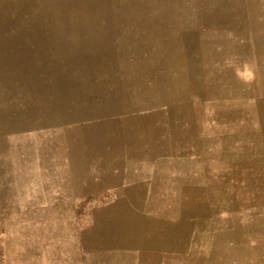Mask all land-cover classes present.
Returning <instances> with one entry per match:
<instances>
[{
  "label": "rangeland",
  "instance_id": "1",
  "mask_svg": "<svg viewBox=\"0 0 264 264\" xmlns=\"http://www.w3.org/2000/svg\"><path fill=\"white\" fill-rule=\"evenodd\" d=\"M104 144L205 163L206 199L143 200L144 223L184 206L208 264L235 241L264 264V0H0V264L93 254L86 200L62 196Z\"/></svg>",
  "mask_w": 264,
  "mask_h": 264
},
{
  "label": "crops",
  "instance_id": "2",
  "mask_svg": "<svg viewBox=\"0 0 264 264\" xmlns=\"http://www.w3.org/2000/svg\"><path fill=\"white\" fill-rule=\"evenodd\" d=\"M101 148L103 153L99 158H86L74 164L72 161L70 184L75 189L72 187L62 196L67 200L85 199L83 209L93 216L86 239L93 254L82 256L79 261L80 250L75 243L74 250L68 252L71 263L85 259L86 264H185V259L198 255L203 264H208L206 251L198 249L206 247L207 241L191 239L190 225L182 218L185 217L184 206L177 207L179 215L174 219L156 215L149 223L143 221L145 210L152 207L151 203L144 206L143 200L206 199L205 163L195 174L188 162L191 155L176 146L167 154L129 161L127 155L122 154V146L104 144ZM197 159L203 160V156ZM192 187L198 189V194L192 196L189 189ZM81 209V205L80 210L75 206H60V212L65 215L84 214ZM171 219L173 222L168 221ZM239 245L240 242L235 241L230 246V256L217 254V250L214 255L220 257L221 263L239 264V256L235 255ZM70 246L73 248L72 244ZM59 255L62 261L61 253Z\"/></svg>",
  "mask_w": 264,
  "mask_h": 264
}]
</instances>
